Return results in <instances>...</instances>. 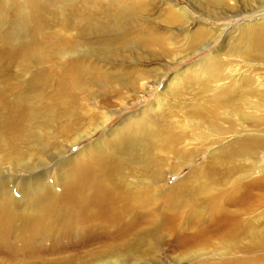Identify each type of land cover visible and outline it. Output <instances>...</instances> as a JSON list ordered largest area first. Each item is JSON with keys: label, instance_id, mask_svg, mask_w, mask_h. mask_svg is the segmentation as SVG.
Here are the masks:
<instances>
[{"label": "bare ground", "instance_id": "obj_1", "mask_svg": "<svg viewBox=\"0 0 264 264\" xmlns=\"http://www.w3.org/2000/svg\"><path fill=\"white\" fill-rule=\"evenodd\" d=\"M219 2L227 7L214 14L217 20L239 0ZM125 10L120 7L121 13ZM235 16L246 21L237 25V33L248 51L241 62L231 63L228 73L217 68L207 80L189 81V87H198L208 99L187 117L177 119L150 108L141 120L127 119L121 130L109 132L112 119L143 99L138 97L101 117L93 115L76 129L67 102L77 67L72 65L52 104L17 108L0 120V255L39 260L43 253L38 242L53 246L76 239L75 264H137L143 258L156 260L160 248L181 246L184 253H193L215 240L234 254L244 237L255 255L232 264H264V230L259 229L264 214L254 217L255 191L264 188V172L256 163L264 157V133L256 129L257 113L264 112V14L260 21H255L256 13ZM224 34L225 27H199L193 38L204 44L196 51ZM60 48L54 50L58 58L83 53L77 45ZM107 49L103 44L101 51ZM120 83L130 87L129 78ZM180 89L178 85L173 91ZM98 133L92 144L68 154ZM231 134L221 150L220 137ZM186 163L189 170L182 175ZM171 176L180 178L169 186ZM259 199L264 201V192ZM244 213L246 224L240 221ZM203 219L215 223L213 230L188 234L185 227ZM144 225L146 232L141 231Z\"/></svg>", "mask_w": 264, "mask_h": 264}, {"label": "rangeland", "instance_id": "obj_2", "mask_svg": "<svg viewBox=\"0 0 264 264\" xmlns=\"http://www.w3.org/2000/svg\"><path fill=\"white\" fill-rule=\"evenodd\" d=\"M121 6L126 9L124 13L120 11ZM225 7L219 0H0V120L12 116L17 108L26 110L52 104L59 97L58 85L65 83L66 72L72 65L77 67L72 72L73 91L67 102L74 111L69 120L78 123L76 129L87 124L93 115L101 117L102 113H108L107 109L110 112L119 109L122 103L138 97L143 99L112 119L108 124L109 132L121 130L127 119L141 120L150 108H159L177 119L187 117L208 99L198 87H189V81L207 80L217 68L228 73L231 63L241 62L248 51L237 33V25L246 21L235 15L256 13L255 21H260L264 14V0H248L247 3L239 0L238 6L232 7L234 12L227 10L226 15H220L217 20L214 14L225 11ZM199 27H225L226 34L216 43L211 42L196 51L204 44L193 38ZM63 44L77 45L82 55L58 58L54 50L61 51ZM103 44L108 49L101 51ZM69 60L77 63L66 64ZM260 72L264 74V70ZM123 78L130 79V87L121 85ZM28 80L38 84L29 86ZM143 82L149 83L145 96L141 93L144 92ZM178 85L180 91L174 92ZM257 119L256 129L264 133V112H258ZM97 135L77 144L68 154L73 155L92 144L100 133ZM231 137L232 134L220 137L221 150L226 148V144L221 146L226 143L225 138L229 141ZM257 160L264 172V157ZM187 165L182 175L188 172ZM178 178L180 176H171L169 186ZM263 192L264 188L257 187L255 194L260 196ZM259 196L255 219L264 214V201H260ZM245 213L240 215L244 224ZM194 221L185 227L188 234L215 227L210 219ZM259 225H262L259 229L264 230V219ZM142 230L146 232L147 226L141 227ZM243 238L237 243L234 254L227 251L224 242L215 240L191 254L184 253L181 246L170 251L160 248L158 262L149 257L140 259L137 264H232L239 257L255 255ZM37 245L43 253L39 260L14 259L4 254L0 255V264L29 260H33V264L36 261L63 264L68 260L76 263V239L62 240L53 246L41 242ZM179 254L181 262L177 261Z\"/></svg>", "mask_w": 264, "mask_h": 264}]
</instances>
